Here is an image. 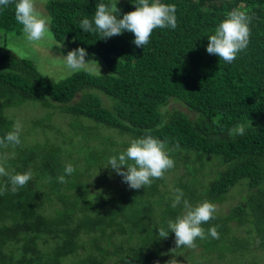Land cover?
I'll use <instances>...</instances> for the list:
<instances>
[{"label":"trees","instance_id":"16d2710c","mask_svg":"<svg viewBox=\"0 0 264 264\" xmlns=\"http://www.w3.org/2000/svg\"><path fill=\"white\" fill-rule=\"evenodd\" d=\"M15 2L0 8V29L20 35ZM135 2H118L119 18L134 11ZM162 2L177 6V27L155 29L142 48L128 31L101 39L80 28L82 19H93L96 5L113 0L46 1L53 39L92 51L109 74L81 70L51 80L31 59L0 45V138L16 120L8 110L36 106L30 101L79 123H70L72 133L59 143L48 138L30 142L25 137L30 129L51 128L47 112L28 122L20 145L0 148L12 151L7 171L33 172L17 193L0 192V264H156L164 246L184 249H175L174 233L167 239L158 235V228H167V221L183 211L182 204L171 206L175 189L183 190L193 206L205 200L220 205L242 180L246 196L203 224L207 238L195 244L207 256H228L237 264L253 249L264 251V0ZM236 8L252 17L251 36L247 48L228 64L206 49L208 37ZM170 100L195 116L179 108L163 110ZM239 123L246 124L245 134L229 135ZM102 126L132 139L151 134L165 140L180 163L194 156L204 164V157H214L209 163L218 167H182L170 188L163 178L140 189H93V174L120 152L108 136H94L93 130ZM69 163L76 171L66 176L67 183H59ZM103 172L106 179L108 169ZM6 184L11 187L8 177L0 176V189ZM213 226H218L219 239L207 235Z\"/></svg>","mask_w":264,"mask_h":264},{"label":"clouds","instance_id":"9594fccd","mask_svg":"<svg viewBox=\"0 0 264 264\" xmlns=\"http://www.w3.org/2000/svg\"><path fill=\"white\" fill-rule=\"evenodd\" d=\"M13 0H0V8L6 9ZM177 6L175 4L163 3L162 0H136L135 10L127 12L122 18L117 13L120 9L117 3L96 5L93 19L84 18L80 22V28L85 33H99L101 39H108L123 34L125 31L134 34L133 43L137 47L144 48L150 42L153 31L157 28L177 27ZM15 18L22 25L25 39L30 44H38L50 35L51 18L43 14L37 7V0H18L15 2ZM252 17L247 11L240 8L233 9L227 13L224 19L215 29V33L208 37L207 53L217 55L220 60L231 64L242 51H244L251 36ZM63 47V45H60ZM88 55L85 48L73 49L62 56L65 66L72 72L81 70L87 72L96 71L95 60L86 61ZM100 69V68H99ZM23 124L17 120L12 130L0 138V148L18 146L21 144ZM246 131V124L239 123L229 130V135L243 136ZM179 147V145H177ZM168 142L146 134L140 138L130 141V146L108 158L106 167L115 170L123 177L131 189H140L150 186L153 179H163L165 174L175 166V161L170 156ZM7 154H0V176L8 177L11 187L6 184L0 192L11 191L15 194L24 187L33 177L31 169L24 173H11L6 169ZM75 167L69 163L64 168V175L57 177L59 183H67L66 176L72 175ZM183 205V211L175 220L167 221V228H158V235L161 239H167L169 233L175 234V249L186 247L195 248L197 238H207L203 224L214 219L217 214V205L210 201H203L193 206L184 198L183 190L175 189L172 207ZM207 235L219 239L218 226L207 230ZM174 250V249H173ZM160 264V261H156ZM165 264H180L172 258L165 261Z\"/></svg>","mask_w":264,"mask_h":264},{"label":"rangeland","instance_id":"374dc122","mask_svg":"<svg viewBox=\"0 0 264 264\" xmlns=\"http://www.w3.org/2000/svg\"><path fill=\"white\" fill-rule=\"evenodd\" d=\"M47 0H37V7L38 9L45 15L49 16L46 9H45V3ZM122 0H113L114 3L121 2ZM0 45H5L8 48H10L14 53H16L19 56L26 57L31 59L34 64L36 65L37 69L50 78L51 80H58L61 78H64L72 73V71L68 70L65 66V63L62 59V56H66L67 53L73 49L71 46L64 42H58L53 39L51 34L48 38L45 40L39 42L38 44H30L26 41L24 33H21L20 35L5 32L4 30L0 29ZM60 45H63L61 47ZM88 55L86 56V61L95 60L97 64L95 65L96 71L93 73L97 74H109L110 71L107 68V66L102 62L100 57H98L95 53H93L90 50H86ZM100 68V69H99ZM99 96L102 98L103 101H106L108 98L104 94L96 91ZM31 104H35L36 106H19L14 107V110H8V114L14 115V118L17 120H20L23 124V131L25 132L26 128L30 126V123H28L30 120H33L37 117H42L45 115V113H51V119L49 121V124L51 125V128L49 130L41 129L40 127L30 129L29 134L25 135L26 139L30 142H36V141H45V138H48L49 140H53L54 142L57 141L58 143L61 141L63 137L67 138L69 133L71 132V125L76 118L71 122V117L66 115H61L60 113L53 111V110H47L45 108H41L37 103H34L32 101L28 102ZM173 108H179L183 111H187V109L182 106L180 103L170 100L169 103L164 106L162 109L171 110ZM190 117H194L193 112H188ZM77 121V120H76ZM90 121V120H89ZM85 122V121H84ZM87 122V120H86ZM92 122V121H91ZM88 123V122H87ZM94 123V122H93ZM77 124L78 121H77ZM90 124V123H88ZM95 124V123H94ZM72 133V132H71ZM94 136H98L99 138H105V136H108L110 140L116 142V146L114 148L123 151L128 146H130V141L133 140L130 136H120L113 130L107 129L106 127H100L99 130H93ZM91 135V134H89ZM91 143H98L99 141H92ZM101 145V144H100ZM103 153V149H101ZM7 154V158L11 156L12 151H0V154ZM171 158L175 161L176 168L170 169L164 177L165 184L167 187H171L172 184L179 180V176L183 172L182 167H218V164L209 163L211 159H215L214 157L208 158L204 157L203 162L199 160L195 161L193 160L195 157H191L189 161H187L186 164L180 163L178 160V157L172 155L170 153ZM80 167L83 165L82 162L77 163ZM224 167V166H222ZM108 169V177L104 179V177H101V174H103L104 169ZM211 168V169H212ZM212 175V174H211ZM94 179H90L92 181L94 187L93 189H103L105 190H127L130 187L127 183L123 182V177L118 175L115 170L103 167V169L98 170V174L95 172L92 176ZM215 175L212 177L214 178ZM211 178V177H210ZM209 178V179H210ZM208 179V180H209ZM208 180L204 181L203 183L205 185L208 184ZM245 180H242L238 182L235 186H233L228 193L225 194V198L223 202L220 203V205H217V213L218 214H225L227 210H229L233 205L237 204L244 196H246V187H243ZM238 235L243 236L244 230H239L236 232ZM185 251V254L183 253ZM183 251H172L171 248L164 246L160 258V264H165V261H168L172 258L177 259L180 264H237L235 258H232V260L229 259L227 256V259H217L215 257L207 256L205 255L198 247L195 248H186L184 247ZM209 261V262H207ZM256 264H264V251L259 249H253L251 253L247 254L242 259V264L245 263H255Z\"/></svg>","mask_w":264,"mask_h":264}]
</instances>
